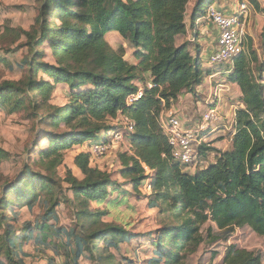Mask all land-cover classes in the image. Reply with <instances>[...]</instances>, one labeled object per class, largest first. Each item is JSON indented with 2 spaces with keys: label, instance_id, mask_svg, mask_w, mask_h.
<instances>
[{
  "label": "trees",
  "instance_id": "1",
  "mask_svg": "<svg viewBox=\"0 0 264 264\" xmlns=\"http://www.w3.org/2000/svg\"><path fill=\"white\" fill-rule=\"evenodd\" d=\"M190 1L43 0L36 24L18 36L26 39L22 48L31 54L19 64L27 73V83L0 86V110L11 108L10 114L24 109L27 102L35 108L37 98L43 110L58 85L70 89L66 103L50 105L46 110L52 113L41 121L43 125L48 122L53 130L44 133L51 149L40 155L43 159L56 155L50 165L53 169L63 161L58 151L92 144L119 132L121 127L114 124L119 113L133 122L134 131L125 135V139L135 157L124 162L120 174L135 191L148 180L152 188L149 206L159 211L163 221L169 222L157 231L152 244L156 257L146 261L147 264H183L185 254L195 252L204 242L201 227L207 222L222 233L216 240L228 241L236 229L244 228L264 237V62L252 46L248 53L243 51L235 59L233 67H222L220 71L241 91L242 108L236 111L230 150L222 152L212 147L223 140L219 137L202 144L198 148L200 159L207 162L212 154L217 156L207 168L190 173L174 161L160 124L164 111L182 96L195 97L205 78L211 75L203 68L201 50L194 54L188 41L177 44V39L187 34ZM213 4L215 0H197L193 24L204 18ZM112 32L129 44L134 63L126 60L124 46L114 49L106 40ZM45 49L52 54V64L44 61ZM0 64L9 65L2 56ZM41 72L48 81L38 78ZM140 90L142 98L128 105V98ZM27 92L28 99L23 105L20 96ZM60 127L69 128V133L56 135L54 131ZM4 154L0 148V166ZM75 165L85 177L82 182L71 179L78 223L82 231L86 226L92 228L83 239L76 238L79 253L84 250L99 253L100 242L102 249L121 251V246L132 239L128 229L113 223L97 230L94 226L101 217L108 216V209L98 208L115 206L118 200L113 195L119 199L126 191L109 174L90 166V154H80ZM145 167L152 172L149 176ZM19 180L2 189L0 264H24L22 246L38 240L36 230L46 232L43 244L49 238L48 223L28 227L18 238L9 223L11 206L26 201L27 209H32L39 197H44L51 208L46 214L48 222L56 220L55 208L60 205L55 195L59 187L55 174L33 173L26 166ZM91 204L98 208L92 210ZM72 233L76 234L75 230ZM263 263L264 254L235 245L226 250L222 260V264Z\"/></svg>",
  "mask_w": 264,
  "mask_h": 264
},
{
  "label": "rangeland",
  "instance_id": "2",
  "mask_svg": "<svg viewBox=\"0 0 264 264\" xmlns=\"http://www.w3.org/2000/svg\"><path fill=\"white\" fill-rule=\"evenodd\" d=\"M196 2L188 6L186 19L187 32L192 38H188L187 34L185 36L186 40L183 38L184 42L188 41L190 50L194 54L201 50V46L197 42H193V40L195 36H199L200 24L205 22L203 19H199L200 21L198 20L196 24H193L192 16ZM242 2H246L249 6L244 52L248 53L251 45L252 50L257 53L260 61L264 62V13H262L264 0H215L214 5L224 10H230L231 7L234 11ZM42 4L43 0H0V56L6 58L7 63H9V65L0 64V86L4 83H27V73L19 68V64L31 54L29 50L22 48L26 39L18 36H20L21 31H29L36 24V20L41 14ZM261 19L263 22H261ZM206 33L208 35L213 33V35L211 39H206L204 47L209 49L208 45L213 40V48H215V41L217 40L216 29L213 26H209ZM106 39L114 49L124 46L127 50L126 60L130 63L135 62L133 50L128 49L129 44L120 36L112 34L108 35ZM45 53L44 61L52 64L54 60L51 52L45 49ZM208 53L209 51L203 57L206 61H204L203 68L206 72L210 71L209 74L213 75L206 77L207 82L204 84L207 87H203L205 91L207 89L215 90L217 86L227 81L226 77L222 76L223 74L220 72L222 67L213 69L208 66ZM256 66L254 64V68ZM223 68H226V66ZM38 78L48 81L46 75L42 72ZM69 92L70 89L66 86L58 85L51 101L43 110H40L42 106L39 98L36 99L37 106L35 108L29 106L28 102L26 104L28 92L20 96L24 103L23 105L26 104L21 111L10 114L9 110L11 108L0 110V148L5 152L4 160L0 166V201L4 186L8 183L20 181L19 176L26 166L33 173H41L46 176L55 174L59 180V187H56L57 194H55L57 195V201L60 202V205L58 204L55 208L56 220L45 222L46 214L51 208L44 197H39L38 202L32 209H27L26 201L21 203L20 206L15 204L9 209V223L13 229H16L18 238L22 237L23 231L28 227L42 225L43 223L50 225L47 233L49 238L45 244L41 240L46 232L36 230L34 233L38 240H32L27 245L22 246L23 262L24 264H147L146 261L156 257L152 244L154 243V238L156 239L157 237V231L169 222L163 221L158 210L150 208L152 188L150 191L147 186L148 184L150 185L148 180L135 191L131 182L124 179L120 174L121 170L124 169V162L131 157H135L130 142L125 138L118 139V134L122 132L127 135L124 122L114 121V124L121 127L120 131L109 134L98 142L87 143L68 151H58L63 156V161L54 169L50 168V165H52L51 161L54 160L56 155L49 159H43L44 156H40L41 153L51 149L49 140L44 138V133H51L53 130L48 127V122H45L47 125H43L41 122L44 116L46 117L47 114L52 113V110L46 109L50 108V105L59 106L62 103H66L65 99ZM215 95L210 98L204 96L188 97L181 105V112L179 111L178 113L182 123L188 128L195 126L192 124L194 121L200 120L201 114L206 111L207 106L214 100ZM217 97L220 100L219 115L224 121L222 129L218 130L219 132L214 134V136L232 139L231 135L236 125V115L231 118V114H235V111L242 108L241 97H237L236 91L231 86L227 88L219 87V95ZM197 100H200V106L197 104ZM234 107L237 109H233ZM225 125L227 126L225 127ZM222 130L224 132L220 133ZM54 133L56 135H67L69 128L60 127ZM210 141L211 137L208 138V142ZM80 154H90V166L109 174L112 181L122 186V189L126 191L125 196L119 199L118 195H113V199L118 200L113 207L108 208L106 205H101L98 208L96 204H91L92 210L96 208L103 211L108 209V216L101 217L100 221L98 220V225L94 226V230L106 228V225L111 223L128 229L132 239L121 246V251L117 252L112 248L102 249L104 246L101 242L98 244L99 253L92 254L87 250L79 253L78 251L79 247L76 238L83 239L87 232L92 231V228L87 226L83 231L80 229L77 219L78 208L73 202L74 195L73 190H71L73 185L71 179L82 182L85 178L81 170L75 165L76 158ZM216 156V153L212 154L208 157L207 162H205L204 158H201L191 169L186 171L195 173L199 168H204L206 163H213ZM146 176H149L147 171ZM210 229L213 230L211 231ZM73 230H75L76 234L72 233ZM201 234L204 237V242L195 252H187L185 254L183 264H222L226 250L232 245L250 252L264 254V237H258L249 228L236 229L228 241H224L221 238L216 240L215 238L222 235V233L211 222H207L202 225ZM109 257H113V259Z\"/></svg>",
  "mask_w": 264,
  "mask_h": 264
},
{
  "label": "built area",
  "instance_id": "3",
  "mask_svg": "<svg viewBox=\"0 0 264 264\" xmlns=\"http://www.w3.org/2000/svg\"><path fill=\"white\" fill-rule=\"evenodd\" d=\"M248 11L249 6L246 2L240 3L232 13L219 9L214 4L207 9L202 19L213 26L217 33V43L208 57V66L213 69L229 65L233 67L235 59L244 51ZM142 96L143 91L140 90L137 95L128 98L127 104L132 105ZM213 99L206 111L201 114V121L190 128L182 123L177 110L173 107L161 114L160 124L172 148V157L185 169H191L195 163L199 162L198 148L202 144L209 143L208 138L222 129L224 119L219 115L220 100L217 96ZM117 120L124 122L127 135L133 133V122L124 117L122 113H119ZM123 134V132L118 134V139L125 138ZM145 170L148 175L152 173L146 167ZM147 186L151 191L150 185Z\"/></svg>",
  "mask_w": 264,
  "mask_h": 264
},
{
  "label": "crops",
  "instance_id": "4",
  "mask_svg": "<svg viewBox=\"0 0 264 264\" xmlns=\"http://www.w3.org/2000/svg\"><path fill=\"white\" fill-rule=\"evenodd\" d=\"M194 2H196V0H191V3L190 4H194ZM189 4V5H190ZM231 10V11H230ZM230 10L229 9H227V10H225L226 12H228V13H232L233 12V10L231 9V7H230ZM263 19V18H262ZM261 19V20H262ZM261 22H263V20L261 21ZM209 26H211V25H209L207 22H203L202 24H200V29H199V36H195V38H194V40H193V42H197L198 43V45H200L201 46V51H200V57L203 59V57H204V55L209 51V53H211V50L213 49V40L211 41V43H210V45H208L209 46V49L206 47H204V43L207 41L206 39L207 38H212V35H213V33H211V35L209 34H207L206 32H208V27ZM214 28V27H213ZM215 33V32H214ZM112 34H117V33H115V32H112V33H110V34H108V35H112ZM107 35V36H108ZM118 36H120L119 34H117ZM107 36H106V38H107ZM121 37V36H120ZM187 37L188 38H192L191 37V35L189 34V32H187ZM216 37H217V35H216ZM122 38V37H121ZM183 38H185V36H183V37H179L178 39H177V44L178 45H181L183 42H184V39ZM107 40V39H106ZM185 40H186V38H185ZM215 43H216V41H215ZM208 51H207V50ZM208 53V54H209ZM206 56V55H205ZM204 60V59H203ZM205 61V60H204ZM206 62V61H205ZM132 63H134V62H132ZM210 70V69H209ZM213 74H211V76H212ZM222 76H224V77H227V74L226 75H222ZM215 78V77H214ZM214 78H213V80H214ZM227 79V78H226ZM206 82H207V78H205V81H204V83L206 84ZM209 82V81H208ZM227 82V83H226ZM226 82H223L220 86H217L216 88H215V90H211V89H207L206 91L203 89V87H207V85H205V84H203L200 88H198V90H197V94L195 95V97H197V96H204V97H212L213 95H215V96H217V95H219V87H223V88H227V87H229V86H231V88L233 89V90H235L236 91V95H237V97L238 98H240L241 97V91H240V89H239V87L237 86V85H235V84H231V83H229L228 81H226ZM188 97H194V96H192V95H186V96H182L181 98H179V100L177 101V103L173 106V108L175 109V110H177V112L179 113V111L181 112V105L183 104V102L184 101H186L187 99H188ZM201 100V99H200ZM200 100H197L196 102H197V104L200 106L201 105V103H200ZM206 100V99H205ZM233 109H237L236 107H234ZM236 112V111H235ZM234 115H236V113L234 114H231V118L234 116ZM200 120H201V118H200ZM200 120H198V121H194V123L192 124V125H196L197 123H199L200 122ZM222 132H224V130H222L220 133H222ZM219 133V134H220ZM217 138V136H214V135H212L211 136V141H213L214 139H216ZM210 141V142H211ZM227 144V145H226ZM232 146V139L231 138H226V139H223L221 142L220 141H218V142H215V143H213L212 144V147L213 148H215V149H218V150H220V151H227V150H229L230 149V147ZM213 157V156H212ZM215 159V158H214ZM209 166V164L208 163H206V166L204 167V168H207Z\"/></svg>",
  "mask_w": 264,
  "mask_h": 264
}]
</instances>
